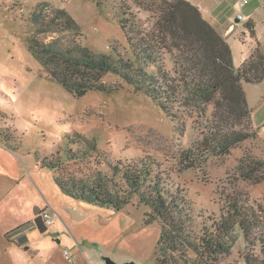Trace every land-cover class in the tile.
Masks as SVG:
<instances>
[{"label": "rangeland", "instance_id": "1", "mask_svg": "<svg viewBox=\"0 0 264 264\" xmlns=\"http://www.w3.org/2000/svg\"><path fill=\"white\" fill-rule=\"evenodd\" d=\"M136 1L0 0V134L13 135L19 147L14 153L17 168L0 176V194L4 195L0 196V264H67L62 254L65 249L73 253L74 260H87V264H106L105 260L156 264L160 225L156 221L147 224V207L131 204L114 211L75 202L54 184L55 177L64 179L67 174L77 178L97 171L109 174V165L118 162L147 159L166 171L169 184L187 202L193 236L199 237L204 228L220 219L226 195L249 201L264 212V99L254 92L257 87L244 85L254 106L252 118L230 122L237 130L255 131L256 136L224 156L186 168L181 154L202 140L209 118L196 109L172 118L113 74L104 76L102 82L119 87L118 91H91L76 99L50 81L28 49L35 30L29 20L40 3L49 5L47 11L64 9L81 29V45L93 53L109 55L111 44L128 48L119 19L126 9L138 12ZM251 6L256 9L252 30L242 18L238 23L233 20L235 29L224 36L235 64L250 46L264 50V0H251ZM137 16L147 18L142 11ZM58 36L65 38V34L40 38L49 42ZM70 41L71 36H66L61 44ZM75 134L94 142L96 150L84 159L65 162L67 150H78L67 142L75 140ZM36 157H61V173L38 167ZM247 163L256 164V170L246 172ZM69 207L84 219L71 220ZM37 209L49 211L51 216V225L43 233L33 222ZM71 223L79 224L82 232L75 236ZM242 243L238 234L230 254L220 256L217 264H242ZM6 247L13 249L9 255L2 253Z\"/></svg>", "mask_w": 264, "mask_h": 264}, {"label": "trees", "instance_id": "2", "mask_svg": "<svg viewBox=\"0 0 264 264\" xmlns=\"http://www.w3.org/2000/svg\"><path fill=\"white\" fill-rule=\"evenodd\" d=\"M136 3L137 13L147 14L145 20L127 9L119 19L128 48L111 44L109 55L93 53L81 45V29L64 9L47 11L49 5L40 3L29 20L35 30L28 49L50 81L76 99L91 91H118L119 87L102 82L104 76L113 74L143 92L172 118L194 109L209 118L202 140L181 154L186 168L224 156L256 136L255 131L237 130L230 122L250 118L241 84H259L264 79V53L255 48L236 68L224 38L187 0ZM247 26L252 30L251 22ZM48 34H65L71 41L62 46L65 38L61 36L49 42L40 38ZM2 134L0 144L16 153L19 147L13 135ZM75 137L67 142L78 150H67L65 162L84 159L96 150L94 142L78 134ZM36 158L38 167L61 173V157ZM244 168L252 173L257 167L247 163ZM108 170L109 174L97 171L85 178L58 176L54 184L75 202L114 211L131 204L147 207V224L156 221L160 225L156 264H217L220 256L230 254L238 234L243 242L239 250L242 264H264V212L249 201L226 195L220 219L197 237L190 228L184 195L169 184L166 171L147 159L114 163Z\"/></svg>", "mask_w": 264, "mask_h": 264}, {"label": "crops", "instance_id": "3", "mask_svg": "<svg viewBox=\"0 0 264 264\" xmlns=\"http://www.w3.org/2000/svg\"><path fill=\"white\" fill-rule=\"evenodd\" d=\"M191 5L195 6L202 16L217 30V32L224 38L226 33L233 31L235 29L232 21L234 20L238 23L240 20L238 19V15L242 16V20L244 23L251 22L252 16L254 14L255 6H251V0H246L245 4H242L241 0H187ZM257 48V46H250L247 50L241 52L240 57L238 58V63L235 64L233 57V64L236 68H238L245 60H247L252 51ZM264 53V50L262 51ZM242 89L245 93L247 105L251 110V118L252 113L254 111V106L249 103L248 94L245 91L244 85H251L253 87H257L255 89L256 95L260 96L261 99H264V79L259 84H246L242 83ZM252 94V93H251ZM252 121V119H251ZM260 127V126H258ZM17 168V160L16 155L8 150H6L0 144V176H3L5 173L12 174L14 169ZM0 196H4L3 193ZM15 203H10V205H14ZM43 211V210H41ZM72 224V223H71ZM79 224H72L71 229L74 230L75 236L82 232L79 229ZM9 246H14L12 243H8ZM16 248H18L16 246ZM10 250L7 247L2 252L5 255H9ZM93 258V257H92ZM91 260V259H90ZM76 260H74V264H76ZM77 264H87V260L77 261Z\"/></svg>", "mask_w": 264, "mask_h": 264}, {"label": "water", "instance_id": "4", "mask_svg": "<svg viewBox=\"0 0 264 264\" xmlns=\"http://www.w3.org/2000/svg\"><path fill=\"white\" fill-rule=\"evenodd\" d=\"M68 213L69 216L71 218V220L73 221H80L84 219L83 215H80V213L73 207H69L68 208ZM34 225L36 226L37 230L41 233H43L46 230V226L44 225V222L42 220V217L40 215V211L37 209L36 214H35V218L33 220ZM106 264H116L114 262H112L111 260H105ZM126 264H134V263H126Z\"/></svg>", "mask_w": 264, "mask_h": 264}, {"label": "built area", "instance_id": "5", "mask_svg": "<svg viewBox=\"0 0 264 264\" xmlns=\"http://www.w3.org/2000/svg\"><path fill=\"white\" fill-rule=\"evenodd\" d=\"M241 2H242V4H245L246 0H241ZM238 19L241 20L242 16L238 15ZM40 215L42 217L44 225L46 227L50 226L51 225V216H50L49 211H41ZM62 254H63V258H64L65 263H67V264H72L73 263L74 255H73V253L71 251L65 249V250H63Z\"/></svg>", "mask_w": 264, "mask_h": 264}]
</instances>
